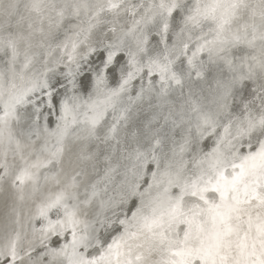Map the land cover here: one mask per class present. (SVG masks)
I'll use <instances>...</instances> for the list:
<instances>
[{
  "label": "bare ground",
  "instance_id": "6f19581e",
  "mask_svg": "<svg viewBox=\"0 0 264 264\" xmlns=\"http://www.w3.org/2000/svg\"><path fill=\"white\" fill-rule=\"evenodd\" d=\"M19 2L20 13L24 19L20 21L17 30L25 36L32 33V47L28 49L32 63L27 69L23 68L24 47L20 49V56L14 64L11 63V53L5 56L0 51V75L3 76L5 87L12 83L20 90L38 86L28 93L26 102L18 106L17 116L21 123L14 124L18 127L12 131L20 142L25 140L35 144V154L29 155L27 150L24 153L29 162L34 161L37 156L44 159L63 145L65 151L62 162L58 163L56 168L40 170L35 186H17L13 183L15 173L22 166V162L19 157L14 159L9 152L6 162L9 166L11 189L4 185L0 190V229L6 228L13 218L7 238L15 237L19 233L20 243L24 242L28 247L31 244V248L36 249L32 256L39 257L44 264H48L53 260L50 251L68 244L71 234L65 238L59 230L48 231L50 221L55 222L63 218L62 211L57 214L53 209L48 212L47 218L39 214L44 198L59 191L54 181L44 180V175L51 174V177L60 173L62 179L68 180L76 176L81 199L84 198L85 189L89 195L95 191L94 211L100 214V220L106 221L103 228L97 225L102 239L106 240V247L113 238H118L124 233L125 228L120 225V220L128 221L129 232L137 230L135 221L132 220V212L141 203L140 193H144L145 204L158 194L152 178L153 172L162 173L166 166L176 167L181 163H187L191 167L194 158L200 159L204 153L217 146L219 137L211 131L202 138L199 136L192 112L193 106L198 104L203 106L205 111H214L215 102L223 94L225 85L233 81L235 76L237 79L231 85L226 111L239 114V109L244 103L254 102L255 106H259L260 85L264 81L258 74L254 75L253 79L240 81L239 71L234 72L215 54L212 56L213 62L207 51L197 52L193 65H189L188 58L196 51L195 40L201 33L195 30L192 42L188 40L187 31L182 36L178 35L182 24L181 18L177 16L174 22L170 21L169 32L161 36L152 23H145L147 16L151 15L147 11L149 6L159 0H117L115 2H121L125 7L99 15H93L96 9L82 11L78 18L66 13L59 26L55 12L48 14L52 17L51 23L46 17L41 24L34 17L29 18V14L24 10L23 4L28 0ZM53 2L63 5L77 0ZM87 2L105 4L102 0ZM257 2L258 0H252V3ZM19 19L17 17V20ZM13 24L15 25L16 21ZM29 24H32V28H29ZM204 31L206 32L207 28ZM137 39L145 41L143 49L146 55L137 53ZM73 43L77 45L75 52L72 49ZM185 43L188 44L186 55L182 54ZM129 50L137 53L136 59L140 63H129ZM110 52L114 53L113 59L111 64L105 67ZM157 53H160L161 57L168 56V59L174 62L171 68L180 77V84L169 81L162 86L158 71L148 74L146 65L149 58H155ZM251 54L246 50L235 49L229 51L227 58L238 68L240 58ZM69 55L73 56L72 60ZM77 64L84 67L92 64V69H88L89 73L86 75L79 74L81 69ZM137 67L141 68L139 72L135 71ZM130 72L134 74L129 80ZM243 75L246 76L247 72ZM65 78L68 79V84ZM125 80H128L127 84H124ZM45 84L46 87H41ZM121 85H124L123 89ZM145 94L154 96L151 98ZM139 98L146 104L157 106L151 113L156 118L155 122L150 121V116L147 120L143 119L151 106H143ZM131 104L137 111L134 118L128 112ZM100 113H103V116L97 125V131L90 135V125L87 121ZM133 120L138 123L137 126L132 125ZM223 123L226 124L227 119H224ZM113 126L115 132L110 131ZM219 132L222 134L223 128H220ZM157 140L160 141L158 146ZM153 146H156L154 151ZM182 147L184 151H181ZM221 151L229 156L232 154L228 151L227 143L221 145ZM247 151L245 145L237 154L245 155ZM138 152L145 153L147 159H138ZM153 156L156 157L155 160ZM157 160L161 162L159 169ZM137 161L139 165L136 164ZM4 162L5 158L0 150V165ZM65 165L68 166V174L64 172ZM0 174H3L2 167ZM159 178L158 175L157 179ZM4 181L5 179L0 180V188ZM149 185L153 187L149 189ZM133 186H137V194L129 195ZM173 191L175 194V190ZM42 232L46 235L56 234L58 238L53 244L42 249L39 246V240L45 237ZM129 242L136 245L144 243V240L141 237ZM146 248L147 245L142 249L134 248V253L146 252ZM89 252L93 253L91 249ZM20 254L23 255L22 252ZM99 255L98 252L94 256ZM91 256L93 255L88 258Z\"/></svg>",
  "mask_w": 264,
  "mask_h": 264
},
{
  "label": "snow or ice",
  "instance_id": "6c2138e0",
  "mask_svg": "<svg viewBox=\"0 0 264 264\" xmlns=\"http://www.w3.org/2000/svg\"><path fill=\"white\" fill-rule=\"evenodd\" d=\"M123 7V3L113 0H107V4H89L87 0H77L63 5L53 0H28L23 4L29 18L34 17L41 24L46 17L51 23L52 17L48 14L55 12L57 26L65 19L66 13L78 18L82 11L96 9L93 15H99ZM20 8L19 0H0V51L5 56L11 53V63L14 64L20 56V49L24 47L23 68L27 69L32 63V57L28 55V49L32 47V33L25 36L17 30L24 19ZM147 11L151 15L147 16L145 23H152L161 36L169 32L170 21L174 22L177 16L181 18L182 24L178 35L182 36L187 31L188 40L192 42L195 30L200 31L201 35L195 40L196 51L188 58L189 65H193L197 52L207 51L210 59L215 54L234 72L239 71L240 81L253 79L256 74L264 81V0H258L257 3H252V0H159L151 4ZM17 17L20 19L17 20ZM29 28H32V24H29ZM144 43V40L137 39V53L147 54L143 49ZM76 47L73 43V52ZM183 47L182 54L186 55L188 44L185 43ZM235 49L252 53L240 58L238 68L227 58L229 51ZM137 53L129 50L130 64L140 63L136 59ZM113 55L109 53L105 67L111 64ZM69 59L72 60L73 56L69 55ZM173 63L168 56L161 57L157 53L155 58H149L146 65L148 74L158 71L162 86L169 81L180 84V77L171 68ZM140 70V67L135 69L136 72ZM245 71L246 76L243 75ZM133 74H128L129 80ZM236 79L234 76L233 81L225 85L223 94L215 102L214 111H205L198 104L192 108L199 136L202 138L211 131L219 137L217 146L204 153L200 159L194 158L191 167L181 163L176 167L166 166L162 173L153 172L158 194L145 204L144 193H140L141 203L132 212L137 230L129 232L128 221L120 220V225L125 228L124 233L113 238L106 247V240L102 239L97 227H105L106 221L100 220V214L94 211L95 191L89 195L85 189L84 198L81 199L76 176L68 180L62 179L60 173L51 177L44 175V180L54 181L59 191L44 198L39 214L47 218L48 212L53 209L57 214L62 211L63 218L50 221L48 231L59 230L61 235L71 234L68 244L50 251L53 260L48 264H264V83L260 85L259 106L247 102L239 109V114H234L226 109L231 85ZM127 83L128 80H125L124 84ZM36 86L20 90L12 83L5 87L3 76L0 75V150L5 158V162L0 165L3 168L0 180L10 175L6 158L11 152L14 159L19 157L22 162L13 180L17 186H35L40 170L61 163L65 151L60 146L48 157L41 159L37 156L29 162V158L24 155L29 146L22 145L13 134L12 124L19 119L17 108L26 102L28 93ZM41 87H46V84ZM123 87L121 85V89ZM5 96L7 99H4ZM102 116L103 113H100L87 121L90 135L97 131ZM224 119H227L226 124L223 123ZM220 128H223L222 134ZM110 131L115 132V126ZM159 143L157 140L156 146ZM224 143H227L231 156L221 151ZM245 145L247 154L238 155ZM156 146H153L152 151ZM184 150L182 147L181 151ZM33 154L35 150L29 155ZM137 158L146 160L147 155L138 152ZM153 159L156 157L153 156ZM236 160L240 162L236 163ZM156 163L159 169L161 162L157 160ZM152 187L149 185V189ZM135 194L137 186H133L129 192V195ZM42 234L47 238L46 233ZM141 237L144 243L133 245L129 242ZM20 240L17 233L15 237L9 236L3 247H0L3 264H44L42 259L33 260L32 252H25ZM145 245L146 252L134 253V248L142 249ZM89 249L99 251V257L93 255L88 258L91 255ZM21 252L24 254L21 255Z\"/></svg>",
  "mask_w": 264,
  "mask_h": 264
},
{
  "label": "water",
  "instance_id": "95a60500",
  "mask_svg": "<svg viewBox=\"0 0 264 264\" xmlns=\"http://www.w3.org/2000/svg\"><path fill=\"white\" fill-rule=\"evenodd\" d=\"M212 61L214 62V58L212 57ZM145 95H149L151 98H153V96L154 95H151V94H145ZM142 98V97H141ZM141 98H139V100H140V102H141V104L143 105V106H146V105H150L151 106V108L149 109V110H147L148 111V114H145V118H143L144 120H147L148 119V117L150 116V121H152V122H155V117H153L152 116V112L155 110V108L157 107V106H155V105H152V104H146V103H144L143 101H141ZM157 100H158V102H159V98L157 97ZM133 104H131L129 107H128V109H130L128 112H129V115L132 117V118H134L135 116H137V111L135 110V109H133ZM22 114H24L23 112H22ZM160 116V115H159ZM19 123H21V121H14L13 122V124H12V130L15 128V127H18V126H14V124H19ZM133 126H137L138 125V123L137 122H135L134 120H133V124H132ZM23 138V137H22ZM21 144L22 145H28L29 147H28V149H27V151L29 152V153H32V151H33V149H34V147H35V144H33L32 142H26L25 140L24 141H21ZM63 147H64V145H63ZM57 167V165L55 166V167H52L51 169H53V168H56ZM64 172H65V174H68L69 173V169H68V166L67 165H65L64 166ZM51 174H49L48 176H50ZM4 185H6L9 189H11L9 186H11L10 185V181H9V177H7V180L5 179V181L2 183V187L0 188V190H2L3 188H4ZM12 221H13V218H11V221H10V223L8 224V226L6 227V228H4L3 230L2 229H0V246H3V244H4V241L6 240V238H7V236H8V233H9V229H10V227L12 226ZM22 254H24V253H22ZM32 259L33 260H36V259H40L39 257H34V256H32Z\"/></svg>",
  "mask_w": 264,
  "mask_h": 264
},
{
  "label": "rangeland",
  "instance_id": "374dc122",
  "mask_svg": "<svg viewBox=\"0 0 264 264\" xmlns=\"http://www.w3.org/2000/svg\"><path fill=\"white\" fill-rule=\"evenodd\" d=\"M114 2L117 1V0H113ZM124 1V0H122ZM103 3L107 4V0H102ZM127 11V10H125ZM133 16V15H132ZM90 39V36L89 38ZM43 96V94H42ZM45 96V95H44ZM48 110V109H47ZM69 233H65L62 237H66ZM47 238H43L42 240H39V246L43 249V248H46L48 246H50L51 244L54 243L55 239L58 238V236L56 234H51V233H48L47 235ZM21 245L23 246L24 248V251L27 252V251H31L32 252V255L35 254L36 252V249L35 248H29L28 245H26L24 242H21ZM93 252V251H92ZM99 251H95L93 253H91V255H96L98 254ZM23 253V252H22ZM95 253V254H94ZM3 262V258H0V264ZM3 264V263H2Z\"/></svg>",
  "mask_w": 264,
  "mask_h": 264
},
{
  "label": "flooded vegetation",
  "instance_id": "af4514ba",
  "mask_svg": "<svg viewBox=\"0 0 264 264\" xmlns=\"http://www.w3.org/2000/svg\"><path fill=\"white\" fill-rule=\"evenodd\" d=\"M104 43H105V41H104ZM88 51H89V49H88ZM126 53V52H125ZM128 55H127V53H126V57H127ZM79 67H80V71H79V74L80 73H83V75H86L87 73H89V71L92 69V64H90L88 67H84V66H81V65H79V64H77ZM88 69H89V71H88ZM83 70V71H82ZM66 80H67V83L66 84H68V79L67 78H65ZM136 164H138L139 165V162L137 161L136 162Z\"/></svg>",
  "mask_w": 264,
  "mask_h": 264
}]
</instances>
